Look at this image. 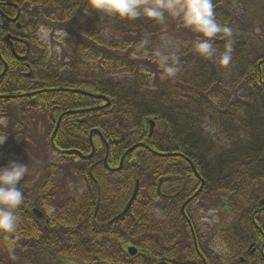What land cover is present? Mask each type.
<instances>
[{"label": "trees", "instance_id": "trees-1", "mask_svg": "<svg viewBox=\"0 0 264 264\" xmlns=\"http://www.w3.org/2000/svg\"><path fill=\"white\" fill-rule=\"evenodd\" d=\"M213 4L217 20L233 30L228 71L215 58L197 56L192 51L196 34L185 28L175 34L171 18L163 25L143 17L122 21L98 15L87 8V0H0V73L7 67L0 94L40 92L0 101L1 118L23 123L10 129L0 126L6 137L0 148L10 146L12 151L4 156L17 161L22 145H30L24 136L29 124L41 119L49 134L59 113H65L52 140L72 151L63 176L69 177L71 170L81 182L67 193L47 184L22 189L17 230L0 233V264H200L179 208L167 206L156 190L170 174L182 180L176 185H184L189 195L198 186L184 158L202 175V192H218L217 200L208 199L211 207L223 206L227 199L247 210L264 194V0ZM17 12L15 23L3 17L12 19ZM43 27L63 35L55 40L60 62L37 37ZM6 35L27 44L12 42L15 53L26 56L24 62L13 57ZM163 35L187 36L181 44L180 71L172 78L164 75L155 55L163 49ZM224 45L223 39L213 41L218 52ZM103 98L108 101L105 108ZM149 121L155 123L150 136ZM205 122L229 139L227 148H217ZM46 145L50 147L48 140ZM45 154L49 160L56 157L54 151ZM209 155L212 165L204 167ZM136 182L130 209L109 223L125 208ZM206 201L198 208L190 201L185 213L207 208ZM34 209L43 217H35ZM235 228L228 237L221 232L220 241L239 251L248 225L241 222ZM9 240L15 246L14 259L6 247ZM130 245L137 248L134 257L126 253ZM212 264L224 263L219 257ZM235 264H260V259Z\"/></svg>", "mask_w": 264, "mask_h": 264}, {"label": "clouds", "instance_id": "clouds-1", "mask_svg": "<svg viewBox=\"0 0 264 264\" xmlns=\"http://www.w3.org/2000/svg\"><path fill=\"white\" fill-rule=\"evenodd\" d=\"M87 8L100 16L118 20L134 21L143 17L157 24H165L171 18L181 26L196 34L192 51L203 59L215 58L220 67H227L232 59L233 46L231 27L221 24L215 15L213 0H87ZM223 39L224 50L218 52L213 41ZM175 42L165 41L163 49L155 52L158 63L166 77L172 78L180 71L179 57L174 51ZM4 141L0 142L2 145ZM28 172V165L10 161L0 167V233H15L18 226L16 210L24 199L18 185ZM49 213L54 208L49 207ZM15 258L14 244L9 240L6 245Z\"/></svg>", "mask_w": 264, "mask_h": 264}, {"label": "flooded vegetation", "instance_id": "flooded-vegetation-1", "mask_svg": "<svg viewBox=\"0 0 264 264\" xmlns=\"http://www.w3.org/2000/svg\"><path fill=\"white\" fill-rule=\"evenodd\" d=\"M73 94H75V93H73ZM0 96H3V95L0 94ZM22 96L26 97V94H23ZM0 101H4V99L0 98ZM56 110H57V112H60V108H56ZM85 110H87V109H85ZM82 111H84V110H82ZM64 114L65 113H59L58 119L60 118V120H61V118L64 116ZM32 124L35 125V123H32ZM32 124H30V125H32ZM19 125H23V123L14 122L13 124H10L9 122L5 121L4 125H2V126L6 127L7 129L8 128L10 129V126H19ZM24 125H25V123H24ZM41 125L43 126V124H41ZM55 125H56V123H55ZM55 125H54L53 129L49 132V134L47 131L45 133V137H46L45 141L48 140V143H50V147H48L45 144V147H46L45 153L50 152V151H54L56 154V157H54L53 159H57V161L67 162L68 165H66V167H70L71 164H70L69 160L65 159V158L68 157L69 152H72V151H69L67 149H63L59 145L55 144L52 140L53 137L56 135L57 129H58L57 128L56 131L54 130ZM45 130H47V129L45 128ZM53 132H54V135L52 137ZM36 134H37V131L34 132V131L29 130V131H26L24 133V136L31 143V141H34V139H36L35 138ZM93 134L94 133L92 131L89 132L90 137ZM0 136L5 137L2 133H0ZM59 138H61V137H59ZM30 145L33 146L32 144H30ZM182 161H184V163L189 165V163L185 159H182ZM174 165H176V163ZM211 165H212L211 163H205L204 167H209ZM189 167H190V165H189ZM194 167H195V165H194ZM190 169H191V167H190ZM54 170H55V168H54ZM54 170H52V171L54 172ZM198 174H199L201 180H203L202 175L200 173H198ZM63 175L64 174L62 173V176ZM45 177H46V179L45 178L42 179L43 183L51 180V179L48 180L47 176H45ZM73 177H76L78 179V181H80L79 177L76 176L73 171L69 170V177H66V178H68V179L70 178L73 181ZM200 178L198 179L197 177H195V179L198 182V186L197 187H191L189 189L190 195L186 192L187 190H186V187L184 185H182V184H180L179 186L176 185V183H178V181L181 182L182 180L176 179L171 174L165 178L166 179V185H164L163 187L158 186L156 188V190L158 192H160L159 193L160 197L168 202L167 206L178 207L179 212H180V207L183 204H185V207H186V205L189 201L193 200L194 202L192 204V207L198 208L200 202L207 199V201L204 202L205 205H207V204L210 205L207 208L201 207L199 210H197V212H193L190 215H188L186 213H184L185 215H182L180 213L189 229H190V227H192V221L191 220H193V222L195 223L196 229L198 231L197 238L195 237L194 232L191 229H190V231H191V237H192V240L194 243V248H195L196 254L199 256V259H200V264H206L207 259L209 260L210 264H212V260L219 259L220 255L217 254V252H216V250L218 249L217 245L219 243L224 245L227 248V249H225L226 251L232 250L234 253L237 254V256L235 257V263L236 262L243 263L246 259L256 260L257 258H259L260 264H264V194L257 196L255 203L250 204L249 208L247 210L244 209L241 205L234 203V202H231V201H228L227 199L224 200L225 202L223 203V206H212L211 207V203L208 201V199L211 198L213 200H217L219 194L217 191H214L213 189H211L212 190L211 195L210 194L206 195L204 192H202V189H204V184L202 187H200V185H201ZM39 181H41V180H39ZM40 183L41 182H39V185H40ZM203 183H204V180H203ZM41 185H44V184L41 183ZM228 206H230V208H228ZM213 213H214V215L212 217L216 216L217 218H219V216L221 217L222 214L226 215L229 219V221H228L229 226H227V224L223 225V223H221V225H220V223H219L217 226L212 225V227L208 228V229L206 227H204L202 222H205L206 218L209 216V214H213ZM241 222H244L246 225H248V231L246 233L247 239H246V242H244L241 245L239 251H237V247L221 243L220 233L223 232L226 237L231 236L233 234V229L235 228V226ZM234 230H235V232H237L238 228H235ZM196 242H199L198 245Z\"/></svg>", "mask_w": 264, "mask_h": 264}, {"label": "rangeland", "instance_id": "rangeland-1", "mask_svg": "<svg viewBox=\"0 0 264 264\" xmlns=\"http://www.w3.org/2000/svg\"><path fill=\"white\" fill-rule=\"evenodd\" d=\"M174 21L176 22V25H177L175 34H179V32H181L183 27L181 26L178 20H174ZM58 36L60 38H63L62 34L57 33V32L51 33L49 29L44 28V27L41 28V30L38 32V35H37L39 41H41L48 48L50 54L57 55V60L60 62V47H58L57 43L55 42L56 37ZM177 36L178 37L170 36V35H163L161 37V42L164 47L165 41L167 39L173 40L175 42V48L168 49V51H174L175 54L179 57L182 51H184L185 49L184 47L181 46V44L183 43L182 40L187 36H183L184 38L179 37V35ZM227 67L229 68V65ZM228 68L224 67L223 69L228 71L229 70ZM35 117L36 115L33 116V118ZM5 121L6 119L0 117V126L4 125ZM41 124H43L42 120L39 119L38 122L35 123V125L29 124L28 126V130H31L34 132L37 131V134L35 136L36 139H34V141H31L30 143L33 146L27 145V144L22 145L21 152L17 160V162L23 165H26V166L28 165V172L26 173L25 177L21 180L20 186L23 189H31V188H35L36 186H38L39 182H41L42 184H45L46 182L43 183L42 179L44 178L46 179L45 176H49L52 173V176H50L51 180L47 182V185L49 187L55 188L58 191V193H60V191H65L66 193L71 192L72 190H74L76 186L74 181L78 183V180L76 177H73V181H72L70 178L68 179L62 176L64 168L66 167V165H68L67 162L57 161V159L49 160L45 158L44 154H45V148H46L45 147V138H46L45 128L46 127L44 125L42 126ZM203 126L206 131H208L212 136H214V140L216 142L217 148L225 149L227 148V146H229L230 141L224 135H222L220 132L212 130L206 122L204 123ZM240 137L244 138L245 135L240 133ZM21 138L23 137L21 136ZM2 141H4V143L0 145V147L4 146L6 142V138L0 136V142ZM11 151L12 149L10 146H6L3 149L0 148V159L3 158L4 154H6L7 152H11ZM212 157L213 155L206 156L205 163H210L209 161L211 160ZM51 167L55 168L54 172L52 171ZM228 208H230V206H228ZM213 215L214 213L209 214V216L206 218V221L202 222L204 227L208 229V228H211L212 225L217 226L219 223L220 225L221 223H223V225L227 224V226H229L228 224L229 219L226 215L222 214V216L221 217L219 216V218H217L216 216L212 217ZM217 247L218 249L216 250V252L217 254L220 255V259L223 261L224 264H235V258H234L235 253L232 250L226 251L225 249L227 248L220 243L217 245Z\"/></svg>", "mask_w": 264, "mask_h": 264}, {"label": "water", "instance_id": "water-1", "mask_svg": "<svg viewBox=\"0 0 264 264\" xmlns=\"http://www.w3.org/2000/svg\"><path fill=\"white\" fill-rule=\"evenodd\" d=\"M0 14H1V12H0ZM1 15H2V14H1ZM18 16H19V12H17L16 16H15L13 19H9V18H7V17H5V16H3V17H4V19H5L7 22L14 23V22H16V20L18 19ZM15 26L18 28V27H19V24L16 23ZM4 41L10 46V48H11V52H12V55H13V57H14L16 60H18V61H25V60H26V57H25V56H18V55L14 52L12 42H13V41H16L15 38L11 37L10 35H6V36L4 37ZM20 42H23V41H20ZM23 43H25V42H23ZM25 45H27V44H25ZM0 61L3 62L2 59H1V57H0ZM26 67H27V66H26ZM5 72H6V65H4V70H3L2 73L0 74V78L5 74ZM30 75H31V73L29 72V73H26V74L24 75V77L28 78V77H30ZM80 93H81V92H80ZM35 94H37V93H35ZM83 94H84V95H87V96H91V95H88V94H85V93H83ZM28 96H29V95H28ZM0 98L9 99V98H16V96H12V97H0ZM30 104L33 105V104H34V101L32 100V101L30 102ZM107 105H108V102H107V104H106L105 106H107ZM59 121H60V119L57 121L56 129H57V127H58ZM148 125H149V136H150L151 133H152V131H153V129H154V127H155V123L152 122V121H149ZM56 129H55V131H56ZM53 134H54V133H53ZM105 147H106V154H107V152H108V150H107V144H105ZM133 148H134V147H133ZM133 148H132V149H133ZM132 149H129L127 152H129V151L132 150ZM127 152H126V153H127ZM126 153H125V154H126ZM106 156H107V155H106ZM105 158H106V157H105ZM123 159H124V156H123V157L121 158V160H120L119 167L121 166V164H122V162H123ZM9 162H10V161H9V159H8L7 157L2 158V159L0 160V167H4V166H6ZM190 166H191V169H192V171H193V174H194L196 177L199 178V176H198V174H197V172H196L194 166H193L191 163H190ZM202 186H203V182H202V180H201V186H200V187H202ZM18 187H19V185H18ZM137 192H138V182L135 183L134 191H133L132 196H131L130 200L128 201L127 205L125 206V208L123 209V211H122V212H121V213H120L115 219L121 218L122 216H124V215L127 213V211L129 210V208H130V206H131V204H132V201H133V199L135 198ZM184 207H185V205H183V206L181 207V209H180V212H181L182 214L184 213V212H183ZM33 214H34L36 217H38V218H42V213H40V212L37 211V210H33ZM115 219H113V220H115ZM113 220H112L111 222H113ZM126 252H127V255H128V256H130V257H134V256L136 255V253H137V249H136L135 247H133V246H130V247H128V248L126 249Z\"/></svg>", "mask_w": 264, "mask_h": 264}]
</instances>
